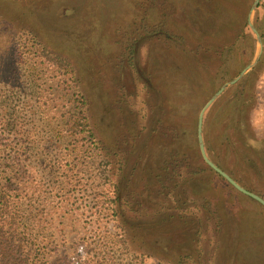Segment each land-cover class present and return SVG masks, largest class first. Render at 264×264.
Returning a JSON list of instances; mask_svg holds the SVG:
<instances>
[{
  "label": "rangeland",
  "instance_id": "rangeland-1",
  "mask_svg": "<svg viewBox=\"0 0 264 264\" xmlns=\"http://www.w3.org/2000/svg\"><path fill=\"white\" fill-rule=\"evenodd\" d=\"M128 1L0 0V135L11 143L6 151L0 148V207L21 217L20 225L26 226L33 243L41 248L43 264H98L102 255L95 258L94 249L100 245L106 248V264H226V257L220 255L222 238L228 229H233L235 218L243 220L248 215L240 212L245 204L232 203L224 195L217 206L212 196L191 193L184 186L171 187V205L159 207L160 185L154 193L148 191V198L142 194L143 208L138 212L125 208V200H121L124 221L143 227V237L130 246L125 242L123 225L110 212L119 177L109 178L110 167L101 155L72 153L79 141L55 135L49 126H67L78 120L82 111L96 137L101 135L103 143L108 144L109 126L117 124L114 113L121 124V107L136 114V123L142 130L148 129L151 119L157 127H166L164 118L169 109L165 112V107L159 108L155 94L142 83L131 84L130 76L145 75L142 81H146L164 74L163 67L157 65L158 43L138 39L132 43L139 74L127 67L124 56L128 44L125 34L136 29L134 15H144L147 20L142 25L152 26L164 0H140L136 9ZM174 6L178 8L173 21L181 24L186 19V6ZM206 9L210 12V3ZM189 17L199 25L198 15ZM179 90L186 92L188 88ZM220 97L203 116L209 150L221 129L217 111L209 110ZM119 99L122 102L117 103ZM258 111L253 113L252 123L257 139L264 140ZM172 128L167 125L165 129ZM121 133L122 129L120 136ZM152 140L145 162L154 176L160 172V158L170 149L173 139L158 136ZM190 140L183 138L185 145ZM184 153L187 155L189 150ZM134 158L130 156L123 166L118 158L116 163L125 179L122 191L137 195L142 189L129 182ZM13 159L14 165L7 161ZM178 160L183 162L177 174L170 177L181 183L178 174H186L189 161L182 155ZM224 162L233 167L231 156ZM252 181L245 185L264 200V174ZM178 193L187 200L173 204L177 203ZM135 200L134 197L131 202L136 204ZM245 224L248 226V222ZM179 252L188 259L177 262Z\"/></svg>",
  "mask_w": 264,
  "mask_h": 264
},
{
  "label": "trees",
  "instance_id": "trees-1",
  "mask_svg": "<svg viewBox=\"0 0 264 264\" xmlns=\"http://www.w3.org/2000/svg\"><path fill=\"white\" fill-rule=\"evenodd\" d=\"M128 2L136 9L140 0ZM207 3H210L211 13L206 9ZM252 3L253 0H164V7L160 8L159 13H155L156 21L152 26L146 24L147 27L142 25L147 20L144 15L140 13L134 15L136 29L125 34V40L128 42L124 53L127 67L139 74L140 68L135 64L132 44L136 39L156 40L160 57L157 65L159 68L163 67L164 74L156 75L155 78L146 81H142L145 75H130L131 84L142 83L149 93L155 94L159 108L163 110L165 107L163 110L165 112L167 108L169 109L164 119H167L166 127L173 126L171 131L165 129L166 127H157V122L152 119L148 121V129L145 127L142 130L136 123V114L132 110L124 111L121 107L118 113L122 120L121 124L114 113L117 124L109 126V133L106 135L110 139L108 144L103 143L101 135L96 137L94 128L90 126L82 111L79 113V119L74 118L75 120L67 126L49 124L55 135L60 134L62 137L79 141L77 147L70 149L72 153L101 155L110 167L109 178L119 177L114 192L115 197L111 200L110 212L123 225L125 242L130 243V246L136 243L137 238L143 237V227L124 221L121 200H125L123 205L125 208L138 212L143 208L142 194L145 193L148 198V191L154 193V190L160 189L162 185L159 196L162 198V203L159 207H164L171 205L169 200L171 187L180 189L185 186L184 190L191 193L212 196L217 206L222 202L221 197L224 195L232 203L237 201L245 204L246 207L240 212L248 215L243 220L235 218L233 229H228L222 238L220 255L226 257V264H264V208L236 191L203 162L196 138L197 120L203 101L208 100L224 83L234 79L254 59L256 40L247 24ZM179 4L185 5L187 9L186 19L181 24L173 21L174 11L178 8L174 5ZM190 14L199 16V25H195L189 17ZM262 14L264 15L263 11ZM262 14L257 10L254 24L256 27L261 24L257 29L264 46ZM152 20L154 19L150 21ZM167 23L171 24L167 25ZM164 55L166 58L163 57ZM263 73L264 48L255 70L248 73L235 87L226 91L210 108L209 113L217 111L216 121L221 128L213 138L210 150L207 148L204 134L206 118L203 122V140L208 159L242 188L258 196L260 194L245 184L248 180L252 184L253 178L257 176L259 178L264 174V140L257 139L252 123V115L258 109V75ZM33 76L38 77V75ZM183 86L188 88L186 92L179 90ZM116 102L120 103L122 100ZM80 103L84 105L83 100ZM158 122L162 124V121ZM183 125L186 126L185 129L182 128ZM116 129L120 131L122 129L121 136L120 131L117 132ZM158 136L165 137V140L173 139V143L169 144L170 149L160 158V161L163 159V164L157 168L160 172H155L153 176V171L145 162V158L150 152V139L153 142L152 139ZM186 137L191 140L185 145L183 138ZM6 138L0 135V148L3 151H6V147L11 144L4 141ZM186 149L189 150L187 155L184 153ZM167 154V158L164 159ZM180 155L184 160L189 161L185 166L186 174H178L181 183L173 181L170 177L177 174L176 170L183 162L178 160ZM130 156L135 158L129 182L142 189L137 195L122 191L125 179L121 178V166L127 163ZM230 156L233 159L232 168L224 162ZM117 158L121 166L117 165ZM7 161L14 165V159ZM238 175L241 177L239 178ZM134 197L136 204L131 202ZM177 198V203L173 204L187 200L179 193ZM224 205L226 206L227 203ZM20 219V216L17 218L15 213L0 207V264H43V259H40L43 255L41 248L33 243L32 234L27 233L29 231L26 226L20 225ZM245 221L248 222V226ZM140 244L144 245L145 242L140 241ZM94 250L97 252L95 258L102 255L101 259H98V264H106L103 261L105 246L100 245ZM186 259L188 256L183 257L180 252L176 255L177 262Z\"/></svg>",
  "mask_w": 264,
  "mask_h": 264
},
{
  "label": "water",
  "instance_id": "water-1",
  "mask_svg": "<svg viewBox=\"0 0 264 264\" xmlns=\"http://www.w3.org/2000/svg\"><path fill=\"white\" fill-rule=\"evenodd\" d=\"M260 0H253V3L251 5L250 11L248 13V20H247V24L248 27L250 29V31L252 32V34L254 35L255 39L258 42V47L259 50L262 49V43H261V39L259 37V34L257 33V30L255 28V26L253 25L252 22V17L254 15V11L257 9L258 5H259ZM258 61V57L254 58L253 61L245 68L243 69L238 75L237 77H235L232 81L224 84L222 87H220V89L214 93L208 100L207 102L204 104V106L202 107L199 116H198V122H197V139H198V145H199V151L202 157L203 162L210 168L212 169L216 174H218L220 177H222L225 181H227L236 191H238L239 193L249 197L250 199L256 201L257 203H259L261 206L264 207V200L260 197H258L257 195L245 190L244 188H242L240 185H238L229 175H227L224 171H222L220 168H218L212 161H210L206 155L205 149H204V144H203V140H202V122H203V116L205 111L220 97V95L222 93H224L229 87L234 86L235 84H237L241 79H243L248 73H250L255 65L257 64Z\"/></svg>",
  "mask_w": 264,
  "mask_h": 264
},
{
  "label": "crops",
  "instance_id": "crops-1",
  "mask_svg": "<svg viewBox=\"0 0 264 264\" xmlns=\"http://www.w3.org/2000/svg\"><path fill=\"white\" fill-rule=\"evenodd\" d=\"M259 5H260V8L258 9V7H257V9L254 11V15H253V17H252V22L254 23V19H255V15H256V12H257V10H258V12H259V10H260V13L262 14V11L264 12V0H260V2H259ZM258 5V6H259ZM264 15L262 14V17H263ZM260 22V21H259ZM261 24H258L257 25V27H256V25L254 24V26H255V28H256V30H257V33L259 34V32H258V26H260ZM254 36V35H253ZM259 37H260V39H261V36H260V34H259ZM255 38V37H254ZM256 40V39H255ZM261 43H262V49L261 50H259V47H258V42H257V40H256V49H255V54H254V58L256 57H258V61H257V64L255 65V67H254V69L252 70V71H254L255 70V68L257 67V65L259 64V61H260V59H261V57H262V54H263V48H264V46H263V41H262V39H261ZM251 71V72H252ZM259 76V82H258V85H257V91H258V109L257 110H259L258 112H257V115L259 116V120H260V122H262L260 125H259V127L260 128H264V73L263 74H261V75H258ZM261 118V119H260Z\"/></svg>",
  "mask_w": 264,
  "mask_h": 264
}]
</instances>
